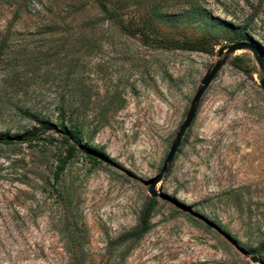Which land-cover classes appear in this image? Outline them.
<instances>
[{"label": "rangeland", "instance_id": "obj_1", "mask_svg": "<svg viewBox=\"0 0 264 264\" xmlns=\"http://www.w3.org/2000/svg\"><path fill=\"white\" fill-rule=\"evenodd\" d=\"M261 80L264 0H0V264H264Z\"/></svg>", "mask_w": 264, "mask_h": 264}, {"label": "water", "instance_id": "obj_2", "mask_svg": "<svg viewBox=\"0 0 264 264\" xmlns=\"http://www.w3.org/2000/svg\"><path fill=\"white\" fill-rule=\"evenodd\" d=\"M241 49H248L254 56V58L257 60L258 63H260V59L259 56L257 54V50L255 49V47L253 46V44L251 43H247V42H237L235 44H232L230 46H228L226 48V52L227 53H233L237 50H241ZM224 49L219 50L218 54L221 55V53H223ZM224 63L223 60L216 62L202 77L199 86L197 87L191 102L189 104L188 110L185 114L184 120L182 122V124L180 125L178 131L176 132L173 141L170 144V147L168 149L167 155L165 157L164 160V165L162 167V170H165L166 166L171 162L172 157L180 143L181 137L182 135L185 133V131L187 130V128L189 127L190 123L192 122L199 102L201 100V96L204 92V90L206 89L207 85L209 84V82L212 80V78L214 77V75L217 73V71L220 69V67L222 66V64ZM260 87L261 89H264V80L260 81ZM155 180H151L150 181V185L154 182ZM148 192L150 195H152V191L149 187ZM251 260L254 262L256 261L255 257H252Z\"/></svg>", "mask_w": 264, "mask_h": 264}, {"label": "trees", "instance_id": "obj_3", "mask_svg": "<svg viewBox=\"0 0 264 264\" xmlns=\"http://www.w3.org/2000/svg\"><path fill=\"white\" fill-rule=\"evenodd\" d=\"M237 37L241 38V40L243 39L244 41L251 42V39L243 32V29H238ZM161 43L166 44L167 42H161ZM171 46L177 49H187V50H197L198 49V46L196 43L194 42L190 43L187 41L171 42ZM38 122L40 123V126L42 128L50 127V124L48 122H43V121H38ZM60 134H61L63 142L68 146V151H73L74 148L70 144V141H73L75 143L77 142L73 132L68 130L64 126H62ZM11 141H12L11 138L6 135L0 136V143L8 144V143H11ZM83 150L85 152L88 151L86 147H84ZM62 168H63V164L58 166V168L55 170V173L53 176L55 181L58 180L59 175L62 171ZM150 210H151V199H149L148 204L141 212L137 226L131 231L130 234L132 235V237L137 238L138 236L142 235L146 231L147 225L150 219Z\"/></svg>", "mask_w": 264, "mask_h": 264}]
</instances>
